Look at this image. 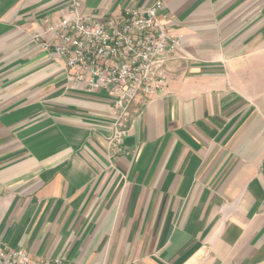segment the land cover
Here are the masks:
<instances>
[{
  "label": "crops",
  "instance_id": "0c3cea01",
  "mask_svg": "<svg viewBox=\"0 0 264 264\" xmlns=\"http://www.w3.org/2000/svg\"><path fill=\"white\" fill-rule=\"evenodd\" d=\"M71 0H0V247L71 264H264V0H162L181 37L112 154V101L35 43ZM118 15L154 0H78Z\"/></svg>",
  "mask_w": 264,
  "mask_h": 264
},
{
  "label": "built area",
  "instance_id": "2783aa9c",
  "mask_svg": "<svg viewBox=\"0 0 264 264\" xmlns=\"http://www.w3.org/2000/svg\"><path fill=\"white\" fill-rule=\"evenodd\" d=\"M79 1L42 19L32 40L64 60L70 89L91 94L107 90L113 97L112 154L122 150L130 122V105L138 96L151 98L167 83L168 65L176 59L179 35L168 32L160 17L162 0L118 15L82 13ZM0 264H71L61 258L32 259L27 251L0 247Z\"/></svg>",
  "mask_w": 264,
  "mask_h": 264
}]
</instances>
